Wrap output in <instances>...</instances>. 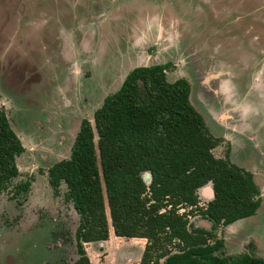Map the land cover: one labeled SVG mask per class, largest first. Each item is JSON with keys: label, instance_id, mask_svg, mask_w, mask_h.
<instances>
[{"label": "rangeland", "instance_id": "1", "mask_svg": "<svg viewBox=\"0 0 264 264\" xmlns=\"http://www.w3.org/2000/svg\"><path fill=\"white\" fill-rule=\"evenodd\" d=\"M1 31L0 45L8 43L0 47V106L25 148L16 162L31 187L20 203L9 189L0 193V264L77 258L79 215L64 184L52 193L46 170L69 157L80 121L93 123L104 97L138 65L171 62L168 80L189 81L215 134L238 124L232 158L264 188V0H0ZM205 77L209 92L200 84ZM220 113L231 119L219 120ZM219 139L212 152L224 157L232 146ZM209 185L197 191L202 206ZM189 222L212 227L196 212ZM213 231L225 242L218 255L264 259V191L256 214ZM144 243L112 235L84 247L92 264H138Z\"/></svg>", "mask_w": 264, "mask_h": 264}, {"label": "trees", "instance_id": "2", "mask_svg": "<svg viewBox=\"0 0 264 264\" xmlns=\"http://www.w3.org/2000/svg\"><path fill=\"white\" fill-rule=\"evenodd\" d=\"M169 66L129 70L94 111L93 123L80 121L69 157L49 168L54 193L64 183L79 215L78 256L69 264H92L84 244L106 240L110 226L116 236L145 239L138 264H264L249 253L217 254L225 242L213 230L254 215L261 191L228 153L213 154L220 139L190 102L189 81L167 79ZM23 151L0 106V193L29 188L18 180L16 159ZM207 184L213 196L202 206L197 191ZM195 212L212 222L210 230L190 227Z\"/></svg>", "mask_w": 264, "mask_h": 264}, {"label": "flooded vegetation", "instance_id": "3", "mask_svg": "<svg viewBox=\"0 0 264 264\" xmlns=\"http://www.w3.org/2000/svg\"><path fill=\"white\" fill-rule=\"evenodd\" d=\"M200 1H205V0H200ZM2 31L0 32V37H3L2 36ZM2 41H4V40H2ZM7 43H8V41L6 42V43H4V42H2L1 43V45H0V47L1 48H3L5 45H7ZM11 45H9V47H10ZM201 46H203V48H205V46H206V44L203 42V45H201ZM13 46H11V48H12ZM217 47H221L219 44H216L215 45V47H214V49L213 50H215V52H217ZM7 49H8V47H6ZM204 51L205 52H207L206 51V49H204ZM213 52V51H212ZM6 53V49H5V51L2 53L1 52V54H0V63H3V61H4V54ZM163 63H170V66H169V68L168 69H170V67H171V62H169V61H167V62H163ZM2 66H3V64H1ZM5 66H7V64H5ZM167 69V70H168ZM167 70L165 71V73L167 72ZM166 76H167V74H166ZM168 79V78H167ZM177 79V78H176ZM6 97V96H5ZM15 106V105H14ZM21 140V139H20ZM74 141V140H73ZM73 144V143H72ZM23 145V144H22ZM24 147V146H23ZM72 147V146H71ZM24 150H25V148H24ZM71 152V151H70ZM22 154V153H21ZM20 154V155H21ZM68 158V157H67ZM63 159H66V158H63ZM60 160H62V159H60ZM60 160H58V161H60ZM57 162V161H56ZM56 162H54V163H56ZM53 163V164H54ZM52 164V165H53ZM52 165H50L48 168H47V170H46V177H47V181H48V184H49V186L51 187V185H50V183H49V180H48V170H49V168L52 166ZM19 172H20V170H19ZM18 180H23V181H28L29 182V188L25 191V192H23V190L22 191H20L19 193H15L13 190H12V187H9V192L11 193V198L12 199H16V200H18L19 201V203H20V197H22V198H25L26 196H27V193L29 192V190H30V187H31V178L30 177H27V178H24V179H22V178H20V174H19V178H18ZM62 184H64V183H61V185ZM61 185L59 186V191H58V193L57 194H55L54 193V191H53V189H52V187H51V190H52V193L54 194V195H58L59 194V192H60V187H61ZM65 185V184H64ZM258 185V184H257ZM66 187V186H65ZM260 188V187H259ZM5 191H8V190H5ZM261 191V190H260ZM4 192V191H3ZM2 193V192H1ZM65 195H66V191H65ZM66 198H67V196H66ZM67 200H69L68 198H67ZM70 201V200H69ZM261 201H262V193H261ZM256 214V213H255ZM76 231V230H75ZM217 236V235H216ZM218 238V237H217ZM74 239H75V234H74ZM220 239H222V238H220ZM75 246H76V244H75ZM224 247V246H223ZM243 253H247V251L245 252H242L241 254H243ZM241 254H239V255H237V256H240ZM221 256V255H220ZM237 256H235V257H237ZM225 257H227V256H225ZM229 258V257H228ZM231 258H234V257H231ZM73 262V261H72ZM59 264H61V263H59ZM64 264V263H63Z\"/></svg>", "mask_w": 264, "mask_h": 264}, {"label": "water", "instance_id": "4", "mask_svg": "<svg viewBox=\"0 0 264 264\" xmlns=\"http://www.w3.org/2000/svg\"><path fill=\"white\" fill-rule=\"evenodd\" d=\"M156 63H160V62H156ZM152 64H155V63H152ZM148 65H150V64H148ZM139 66V65H138ZM209 77H205V78H203L202 80H201V83L200 84H202V86H203V88L205 89L206 88V86L204 85L205 83H207V79H208ZM124 79V78H123ZM211 79V78H210ZM121 85V84H120ZM222 86H223V84H222ZM206 90V89H205ZM207 92H209L208 90H206ZM191 92H192V87H191V85H190V94H189V99H190V102L192 103V105L197 109V111L203 116V118H204V120L206 121V118H205V116H204V114H203V111L200 109V108H198L196 105H195V103H193V101H192V98H191ZM224 101V100H223ZM226 101V100H225ZM199 103V102H198ZM200 105H201V103H199ZM201 108H202V105H201ZM203 109V108H202ZM8 117V116H7ZM218 117V119L219 120H225L226 122H227V120H229V119H231V116H230V114H225V113H220V116H217ZM231 123H229V125H230ZM230 126H232V124L230 125ZM233 128H235L234 126H233ZM236 129H234L233 131H235ZM241 130V129H240ZM237 131V130H236ZM235 131V133H237ZM210 132L214 135V131H211L210 130ZM19 137V136H18ZM245 139H248V140H251V139H249V138H246L245 137ZM247 140V141H248ZM245 145V144H244ZM242 147H244V146H242ZM240 149V148H239ZM230 158V157H229ZM231 160V159H230ZM232 161V160H231ZM233 162V161H232ZM233 163H235V162H233ZM235 164H239V163H235ZM208 185V184H207ZM210 187H205L204 188V194H206L207 196H209V199L213 196V189H212V187H211V185H209ZM251 217V216H250ZM248 218V217H247ZM244 219V218H243ZM239 221H240V219L239 220H237V221H235V222H233V223H231V225H234V224H236V223H239ZM230 225V224H229Z\"/></svg>", "mask_w": 264, "mask_h": 264}, {"label": "crops", "instance_id": "5", "mask_svg": "<svg viewBox=\"0 0 264 264\" xmlns=\"http://www.w3.org/2000/svg\"><path fill=\"white\" fill-rule=\"evenodd\" d=\"M160 63H162V62H160ZM223 86H224V85H223ZM225 100H226V99H225ZM230 125H231V124H230ZM233 129H236L237 131H239V130H240V127L238 126V124H236V125H235V128H233ZM236 130H235V131H236ZM212 131H213V130H212ZM235 131H233V130H230V131H229V130H228V131H226L225 133H222V134H215V133L213 132L215 137H218V138H219V137H223V138H225V139H227V140L229 141V143H230L231 146H232V147H231V150H230L229 157H230V159H231L233 162H235V161H234V159L232 158V156H233V155L236 156L235 153H233V152H234V149H235V147H236V143H239V142H236L235 135H234V134H235ZM240 147H241V146H239V148H240ZM237 148H238V147H237ZM237 148H236V149H237ZM239 148H238V149H239ZM238 149H237V150H238ZM236 162H237V161H236ZM236 162H235V163H236ZM237 163H238V162H237ZM257 183H258V182H257ZM258 184H259V183H258ZM259 185H260V184H259ZM260 189H261V191H262V201H261V204H260V207H261V206L263 205V191H264V188H261V187H260ZM260 207H259V208H260ZM259 208H258V209H259ZM228 226H231V224L228 225ZM112 235H113L114 237L123 238V237L116 236V235L113 233L112 228H110V230H109V236H112ZM133 238H138V237H133ZM133 238H132V239H133ZM140 239H144V238H140ZM114 244H115V243H114ZM144 244H145V243H144ZM143 248H144V247H143ZM141 253H142V252H141Z\"/></svg>", "mask_w": 264, "mask_h": 264}, {"label": "built area", "instance_id": "6", "mask_svg": "<svg viewBox=\"0 0 264 264\" xmlns=\"http://www.w3.org/2000/svg\"><path fill=\"white\" fill-rule=\"evenodd\" d=\"M180 211H183V209H181Z\"/></svg>", "mask_w": 264, "mask_h": 264}]
</instances>
